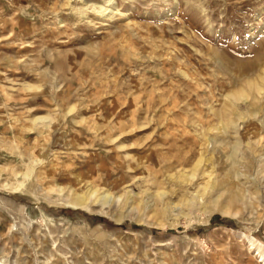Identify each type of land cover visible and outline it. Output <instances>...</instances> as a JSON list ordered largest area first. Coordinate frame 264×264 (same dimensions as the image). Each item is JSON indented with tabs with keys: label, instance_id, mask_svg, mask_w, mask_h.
Segmentation results:
<instances>
[{
	"label": "rangeland",
	"instance_id": "obj_1",
	"mask_svg": "<svg viewBox=\"0 0 264 264\" xmlns=\"http://www.w3.org/2000/svg\"><path fill=\"white\" fill-rule=\"evenodd\" d=\"M248 238L264 0H0V264H264Z\"/></svg>",
	"mask_w": 264,
	"mask_h": 264
},
{
	"label": "bare ground",
	"instance_id": "obj_2",
	"mask_svg": "<svg viewBox=\"0 0 264 264\" xmlns=\"http://www.w3.org/2000/svg\"><path fill=\"white\" fill-rule=\"evenodd\" d=\"M81 199H83V198H81ZM81 202H83V201H81ZM248 241H249L250 245L252 246V248H254L256 251H258L260 257L262 258V261L264 262V249H263V247L261 245H259V244H256L254 239H249L248 238Z\"/></svg>",
	"mask_w": 264,
	"mask_h": 264
}]
</instances>
